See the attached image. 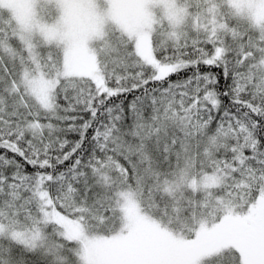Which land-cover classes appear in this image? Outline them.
<instances>
[{
    "label": "snow or ice",
    "instance_id": "6c2138e0",
    "mask_svg": "<svg viewBox=\"0 0 264 264\" xmlns=\"http://www.w3.org/2000/svg\"><path fill=\"white\" fill-rule=\"evenodd\" d=\"M0 264H264V0H0Z\"/></svg>",
    "mask_w": 264,
    "mask_h": 264
}]
</instances>
